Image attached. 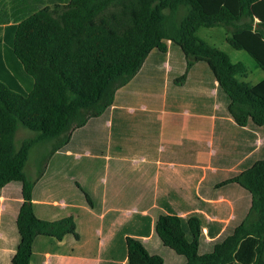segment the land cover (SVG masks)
<instances>
[{
	"label": "trees",
	"instance_id": "trees-1",
	"mask_svg": "<svg viewBox=\"0 0 264 264\" xmlns=\"http://www.w3.org/2000/svg\"><path fill=\"white\" fill-rule=\"evenodd\" d=\"M217 25L230 27L229 43L264 69V0H69L0 25V195L24 199L11 264L31 263L39 235L76 231L72 217L35 213L25 173L32 147L57 139L54 150L154 157L144 143L139 150L123 143L158 133L162 109L215 116L211 162L243 158L214 188L235 198L234 216L207 220L205 213L229 210L201 197L161 201L151 239L126 237L125 264H264V78L240 79L247 64L197 35ZM21 125L34 135L19 145ZM107 263L120 264L100 261Z\"/></svg>",
	"mask_w": 264,
	"mask_h": 264
},
{
	"label": "crops",
	"instance_id": "crops-1",
	"mask_svg": "<svg viewBox=\"0 0 264 264\" xmlns=\"http://www.w3.org/2000/svg\"><path fill=\"white\" fill-rule=\"evenodd\" d=\"M67 2L0 0V25L19 23L46 5ZM145 107L141 105L142 109ZM134 109L128 107L129 111ZM157 117L162 121L158 133L155 129L146 135L137 134L131 137L135 142L123 143L138 150L144 143L147 151L143 153L155 152L154 157L54 150L52 145L47 160L30 165L31 175L25 169L34 183L31 203L38 217L57 220L69 216L76 223L75 233L62 239L39 235L30 264H100V261L125 264L126 237L151 239L155 220L163 208L161 201L194 204L201 197L214 202L221 213L229 210L225 217L205 213L207 220L222 218L228 222L234 216L235 198L228 190L216 196L214 188L229 171L237 169L243 158L229 166L211 162L215 153L212 146L215 116L190 113L188 109L180 116L162 109ZM219 168L221 173L217 174ZM203 190L212 195L203 194ZM21 201H24L21 195L11 191L0 195V264H11V253L20 240L17 216ZM191 210L198 208L195 205ZM179 214L186 212L181 210Z\"/></svg>",
	"mask_w": 264,
	"mask_h": 264
},
{
	"label": "rangeland",
	"instance_id": "rangeland-1",
	"mask_svg": "<svg viewBox=\"0 0 264 264\" xmlns=\"http://www.w3.org/2000/svg\"><path fill=\"white\" fill-rule=\"evenodd\" d=\"M232 34L231 28L224 25H217L212 27L201 26L197 30V35L207 40L213 46H216L226 51L233 61H243L248 66V73L246 76H240V79L257 83L264 78V69L256 62V60L243 49L234 48L228 41V36ZM34 131L21 125L16 132L17 144L29 136H33ZM57 139L50 141H42L35 144L29 154V159L26 163V172L31 175L29 169L32 163H40L48 159L50 147L56 143ZM170 251V250H169Z\"/></svg>",
	"mask_w": 264,
	"mask_h": 264
}]
</instances>
